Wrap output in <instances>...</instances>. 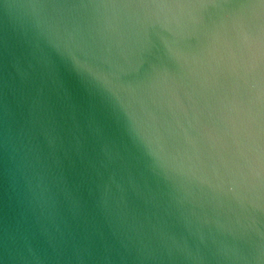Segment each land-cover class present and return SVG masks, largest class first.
I'll list each match as a JSON object with an SVG mask.
<instances>
[{
    "label": "clouds",
    "instance_id": "9594fccd",
    "mask_svg": "<svg viewBox=\"0 0 264 264\" xmlns=\"http://www.w3.org/2000/svg\"><path fill=\"white\" fill-rule=\"evenodd\" d=\"M0 264H264V0H0Z\"/></svg>",
    "mask_w": 264,
    "mask_h": 264
}]
</instances>
